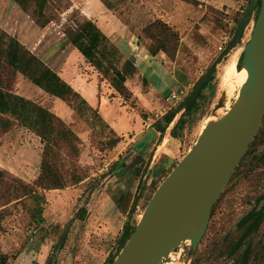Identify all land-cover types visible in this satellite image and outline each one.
I'll return each mask as SVG.
<instances>
[{
  "label": "rangeland",
  "instance_id": "1",
  "mask_svg": "<svg viewBox=\"0 0 264 264\" xmlns=\"http://www.w3.org/2000/svg\"><path fill=\"white\" fill-rule=\"evenodd\" d=\"M50 1L57 18L41 27L13 0H0V28L18 38L71 84L93 111L82 117L63 99L51 96L22 74L13 75L7 69L2 70V81L14 93L48 107L80 136L79 158L73 160L64 156L68 169H73L72 164H75L91 176H101L122 156L130 163L137 154L142 155L146 162L149 160V164L142 177L133 168L127 167L122 175L117 174L109 180L103 177L102 180H106L100 188L97 185L93 190L86 191L88 186L81 183L48 192L46 220L38 227L30 225L28 215L21 205L16 206V201L2 207L7 208L9 213L0 224V251L10 256V264H48L51 258L57 261L56 264H108L123 248H120L121 238L126 223L130 220L132 225L137 226L149 202L142 195L144 188L154 179L159 181V186L167 176L161 175L163 168L173 170L193 147L230 81L236 83L235 94L230 102L226 95L223 114L237 98L239 81L236 67L251 36L255 19L249 23L235 49L218 66L212 81L203 89L198 113L187 119L178 137L170 135V128L160 136L153 128L155 121L178 104L169 102L167 98L183 90L189 80L197 82L204 74L221 52L219 46L229 35V29L234 24L230 18L235 12L218 9L222 12L219 16L223 17V23L227 24L220 27L216 23L217 15L205 0L198 4L182 0ZM107 2L113 5L111 9ZM104 13L117 21V28L113 29L116 31L111 37L124 53L122 65L128 66L127 62L131 60L138 69L137 74L127 78L131 93L128 98L100 82L98 73L88 66L65 33L67 26L76 24L77 18L91 19L101 29L104 28L101 20ZM156 19L171 23L181 34V46L175 61L164 53L157 57L148 56L144 46L146 41L140 40L142 29ZM200 36H204L206 44L198 43L202 40ZM139 44L138 51L136 47ZM135 50L138 56L136 54L133 60ZM136 133L137 140H131ZM112 137L122 138L123 141L113 150L101 149V142ZM159 145H162L160 151ZM43 146L40 137L17 122L9 131L1 132L0 169L6 172L7 181L17 178L34 182L40 174ZM171 151L175 152L172 161L166 162L163 168L159 167L161 155ZM252 153V156L262 154L264 159V145ZM252 156L247 157L246 163L233 173L220 201L216 202L215 213L197 249H190L181 257L184 253L181 247L171 253V260H182L181 264H229L224 249L219 247L220 241L232 234L238 220L251 210L256 197L264 190V161L262 166L248 168ZM126 194L132 197L131 204L121 202ZM135 201L136 206L131 213ZM83 208L86 212L82 211ZM235 234L238 235V231ZM260 238L264 239V223L254 242ZM55 246H59L57 251ZM256 250L259 263L264 264L261 248L256 246Z\"/></svg>",
  "mask_w": 264,
  "mask_h": 264
},
{
  "label": "trees",
  "instance_id": "2",
  "mask_svg": "<svg viewBox=\"0 0 264 264\" xmlns=\"http://www.w3.org/2000/svg\"><path fill=\"white\" fill-rule=\"evenodd\" d=\"M13 1L41 27L47 26L57 18L50 4V0ZM182 1L195 2L197 4L201 2V0ZM251 1L252 0H247L246 5L236 11L233 17L230 18L234 24L229 29V35L225 39L227 43L232 37L236 26ZM107 4L109 5V9L113 7L111 3L107 2ZM210 7L217 15L216 23L220 27H225L227 24L223 23V17L219 16L222 12L213 6ZM224 17H229V15L226 14ZM75 22V25H69L65 29L66 36L71 44L82 54L88 66L98 73L101 83L109 85L116 93L128 98L131 93L128 90L127 78L138 73L136 65L133 64L131 60H128V66H126L127 64L125 66L122 65L125 58L124 53L120 50L114 39L107 35L93 20L88 18H77ZM140 37L141 41L142 39L146 41L144 46L148 56L157 57L160 53H164L172 61L176 60L181 46V34L171 23L162 19H156L148 23L142 29ZM201 39V42L198 43L202 45L206 44L204 36ZM4 69L9 70L13 75L22 74L46 93L53 97L63 99L82 117L87 116V114L93 111L92 106L71 84L49 67L18 38L0 28V133L9 131L15 122H17L40 137L44 144L40 174L34 182L29 183L17 178L8 182L6 179V172L0 169V224L9 213L7 208L2 207L9 205L13 201H16V206L18 204L22 206L23 211L29 217L30 225L38 227L44 224L46 220L45 210L47 193L50 191L64 190L70 186L81 183H86L88 186L86 191L93 190L97 185H99L100 188L106 180H102L103 177L109 180L117 174L122 175L125 172L124 169L127 167L133 168L132 170L141 177L144 175L149 160L146 162L143 156L139 154H137L136 158L130 163L122 156L120 160L113 163L108 172L101 176H91L83 172L80 168L78 169L75 164H72L74 167L73 169H68L65 164L64 156H69L73 160L79 158L82 141L80 136H78L63 119L50 111L48 107L11 91L1 78L2 70L4 72ZM241 70L242 69H239L237 65L236 77H239ZM211 81L212 79L204 85L203 89ZM197 82H195L194 87ZM194 87L189 90L180 103L155 121L153 128L160 136L166 133ZM203 89L172 127L170 132L172 137H178L180 129L184 128L187 119L191 117L193 113H198L201 107L199 99L202 97ZM133 137L134 135L130 139ZM121 141H123L122 138L112 137L101 142L100 147L103 150H113ZM262 145H264V120L255 139L250 144L247 152L239 163L240 165H238L236 169L238 170L245 159L249 157L257 147ZM133 149L134 146L132 150ZM63 152L66 154H63ZM168 159L169 155L163 153L158 162V166L162 167L165 165ZM171 171L172 170L168 171L163 168V173H161V175L168 176ZM68 176H70V178H68ZM158 184L159 181L154 179L151 184H147L144 188L142 195L146 196L147 201H150L152 198L154 192L158 188ZM262 196H264V194H262ZM131 201L132 197L130 195L126 194L122 196L121 202L131 204ZM133 210L134 208L131 207L130 212L132 213ZM82 211L86 212V209L83 208ZM263 215L264 210L258 212L255 208L242 222V224H247V222L250 221V224L246 227L248 234H252L259 227L263 220ZM135 230L136 226L132 225L130 221L126 223L121 238L120 248L124 247ZM58 248L59 246H55L56 251ZM115 257L116 255L111 258L108 264H113ZM10 262V256L0 251V264H10ZM56 263L57 261L54 258H51L48 262V264Z\"/></svg>",
  "mask_w": 264,
  "mask_h": 264
},
{
  "label": "water",
  "instance_id": "3",
  "mask_svg": "<svg viewBox=\"0 0 264 264\" xmlns=\"http://www.w3.org/2000/svg\"><path fill=\"white\" fill-rule=\"evenodd\" d=\"M253 19L255 23L251 36L238 63V68H245L248 76L237 98L225 114H218L227 103L226 92H222L211 112V116L215 117L206 124L193 147L158 186L136 230L113 264H165L177 249L184 248L181 254L184 257L190 249L195 251L200 244L208 229L213 206L264 120V0L250 2L232 37L204 72L176 115L182 110L184 113L204 85L212 79L218 66L235 49ZM175 119L169 127V133L179 120ZM161 147L158 146V151ZM150 170L151 166L146 177ZM263 203L264 200L260 207Z\"/></svg>",
  "mask_w": 264,
  "mask_h": 264
},
{
  "label": "flooded vegetation",
  "instance_id": "4",
  "mask_svg": "<svg viewBox=\"0 0 264 264\" xmlns=\"http://www.w3.org/2000/svg\"><path fill=\"white\" fill-rule=\"evenodd\" d=\"M263 161H264L263 155L256 153V156H252V161L248 163L247 167L254 168L255 166H262ZM245 163H246V159L243 162V165ZM263 188H264V182H263ZM262 194H264V190L261 194H259L256 197L255 204L251 208V210L246 212L238 220V222L236 223L235 230L232 232V234H230L229 237H226L222 241H220L219 247L221 249H224L223 253H225V255L227 256L229 260V264H260L258 261V259L260 258H259V255L257 254L256 246L260 247L264 254V239L260 238L257 242H254V237L262 228V225L264 223V215H263V220L260 223L259 227L252 234H248L247 228H246L250 224V221L247 222V224H242V222L247 218L250 212L253 211L255 208L258 212H261L262 210H264V203L260 207V203L264 200V196H262ZM220 198L218 199L219 201H220ZM217 204L218 203H215V206L213 207L211 218L215 213ZM237 231H238V235L235 234V232L237 233Z\"/></svg>",
  "mask_w": 264,
  "mask_h": 264
},
{
  "label": "crops",
  "instance_id": "5",
  "mask_svg": "<svg viewBox=\"0 0 264 264\" xmlns=\"http://www.w3.org/2000/svg\"><path fill=\"white\" fill-rule=\"evenodd\" d=\"M205 2L207 5H211V6L215 7L216 9H223V10L225 9L227 13H230V12H236V11L240 10L244 5H246L247 0H205ZM105 11H107V9ZM101 20L103 21L102 23H103V27H104L102 29L105 30L107 35L113 36L114 35L113 31H116L113 29L117 28V21H115L113 18H109V16L106 15L105 13L103 14V18ZM140 47H141V45L139 44V50H140ZM137 56H138V54H137ZM233 57H237V56H233ZM161 59L163 60V58H161ZM199 75L201 76L202 73H199ZM194 84H195V82L192 83L191 80H189L186 83L184 89L190 90L194 86ZM230 101H231V98H229V102ZM145 123L147 124V121H145ZM149 125L150 124H148V127H149ZM137 137H138V133H136L131 140L136 141ZM173 153H175V152L174 151L173 152L171 151V153L167 152V154L169 155V159L167 162H169L170 160L172 161V157L174 156ZM131 203H132V201H131Z\"/></svg>",
  "mask_w": 264,
  "mask_h": 264
},
{
  "label": "bare ground",
  "instance_id": "6",
  "mask_svg": "<svg viewBox=\"0 0 264 264\" xmlns=\"http://www.w3.org/2000/svg\"><path fill=\"white\" fill-rule=\"evenodd\" d=\"M247 76H248V72L245 68H242L241 70V73L238 77V81H239V90L241 88V86L244 84V82L247 80ZM235 89H236V83L235 81H230L226 88H225V92H226V95L228 96V98H232L234 97V94H235ZM239 94V92H238ZM229 103V102H228ZM231 106V105H230ZM230 106L228 107V109L230 108ZM227 109V110H228ZM223 109H220L218 111V114H223ZM215 117V116H214ZM213 116H210V120H212V118H214ZM205 127V126H204ZM187 244H189V241H187ZM181 252V251H180ZM182 256V255H181ZM181 259V258H180ZM182 261V260H181ZM184 261V260H183ZM165 264H181L179 261L177 260H171L169 259L168 261L165 262Z\"/></svg>",
  "mask_w": 264,
  "mask_h": 264
},
{
  "label": "built area",
  "instance_id": "7",
  "mask_svg": "<svg viewBox=\"0 0 264 264\" xmlns=\"http://www.w3.org/2000/svg\"><path fill=\"white\" fill-rule=\"evenodd\" d=\"M227 44V41L224 40L222 44L219 46V51H222L225 45ZM189 90L183 89L179 93H173L167 100L169 102H174L175 104L180 103L181 100L187 95Z\"/></svg>",
  "mask_w": 264,
  "mask_h": 264
}]
</instances>
